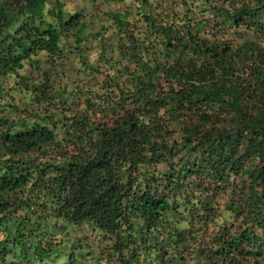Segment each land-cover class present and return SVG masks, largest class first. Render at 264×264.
<instances>
[{
  "label": "trees",
  "instance_id": "trees-1",
  "mask_svg": "<svg viewBox=\"0 0 264 264\" xmlns=\"http://www.w3.org/2000/svg\"><path fill=\"white\" fill-rule=\"evenodd\" d=\"M0 264H264V0H0Z\"/></svg>",
  "mask_w": 264,
  "mask_h": 264
},
{
  "label": "rangeland",
  "instance_id": "rangeland-1",
  "mask_svg": "<svg viewBox=\"0 0 264 264\" xmlns=\"http://www.w3.org/2000/svg\"><path fill=\"white\" fill-rule=\"evenodd\" d=\"M99 1V0H96ZM90 0H65V6L67 7H76L79 5L89 6ZM101 6H104V4H100Z\"/></svg>",
  "mask_w": 264,
  "mask_h": 264
}]
</instances>
